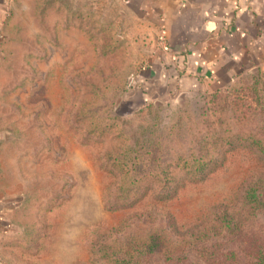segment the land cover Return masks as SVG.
I'll use <instances>...</instances> for the list:
<instances>
[{
  "label": "rangeland",
  "instance_id": "374dc122",
  "mask_svg": "<svg viewBox=\"0 0 264 264\" xmlns=\"http://www.w3.org/2000/svg\"><path fill=\"white\" fill-rule=\"evenodd\" d=\"M10 2L0 31V179L15 199L2 263L143 261L150 236L174 248L191 239L185 228L212 227L216 213L246 216L237 189L258 165L246 136L264 119L253 112L264 51L220 82L143 90L135 77L161 50L117 36L116 0Z\"/></svg>",
  "mask_w": 264,
  "mask_h": 264
},
{
  "label": "crops",
  "instance_id": "0c3cea01",
  "mask_svg": "<svg viewBox=\"0 0 264 264\" xmlns=\"http://www.w3.org/2000/svg\"><path fill=\"white\" fill-rule=\"evenodd\" d=\"M10 1L0 0V31ZM116 2L121 8L112 18L117 36L136 50H161L135 77L143 90L168 83L186 90L205 79L220 82L232 76L246 56L255 59L264 51V0ZM14 194L0 179V239Z\"/></svg>",
  "mask_w": 264,
  "mask_h": 264
},
{
  "label": "trees",
  "instance_id": "16d2710c",
  "mask_svg": "<svg viewBox=\"0 0 264 264\" xmlns=\"http://www.w3.org/2000/svg\"><path fill=\"white\" fill-rule=\"evenodd\" d=\"M254 94L253 112L259 110L264 113V84ZM260 122L262 126L259 130H250L246 136L248 152L256 157L258 165L248 170L237 189L242 200L241 210L247 208L246 216H242L243 211L228 212L225 209L221 214H215L212 227L193 228L196 233L190 231L191 228H185L187 231H184L181 227L185 225H178L173 217H168L170 226L183 230L181 233L191 239H182L178 247L173 248L165 242L164 236L155 234L150 236L145 245V260L132 258L120 264H151L157 256L164 257L166 264H264V119H260ZM200 158L202 163L204 158ZM135 161L137 158H133L134 165ZM205 166L207 164H201L200 170ZM251 217L258 224L246 227L244 221ZM192 251H198L196 259L200 257V263L191 258Z\"/></svg>",
  "mask_w": 264,
  "mask_h": 264
}]
</instances>
